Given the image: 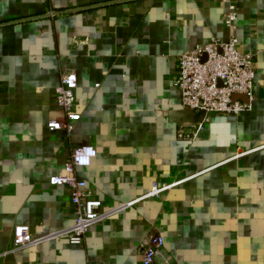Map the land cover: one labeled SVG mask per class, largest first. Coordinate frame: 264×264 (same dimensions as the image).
<instances>
[{
	"label": "crops",
	"instance_id": "1",
	"mask_svg": "<svg viewBox=\"0 0 264 264\" xmlns=\"http://www.w3.org/2000/svg\"><path fill=\"white\" fill-rule=\"evenodd\" d=\"M211 36L253 55L251 108L181 141L177 59ZM64 69L77 75L70 137L46 128L65 119L53 97ZM82 146L96 156L76 175L103 210L131 205L78 247L11 252L15 225L36 237L73 225L69 190L50 178ZM154 183L172 186L145 197ZM149 234L167 264H264V0H0V264H142Z\"/></svg>",
	"mask_w": 264,
	"mask_h": 264
},
{
	"label": "built area",
	"instance_id": "2",
	"mask_svg": "<svg viewBox=\"0 0 264 264\" xmlns=\"http://www.w3.org/2000/svg\"><path fill=\"white\" fill-rule=\"evenodd\" d=\"M236 21V6L230 4L223 14V23L227 28L234 29ZM177 63L178 73L173 84L180 93L182 109L202 114V120L198 124L179 125L176 131L178 140L193 142L199 139V134L212 117H237L251 108L255 61L252 54L238 50L234 37L223 40L211 36L205 44L196 45L182 53ZM59 80L53 97L65 119L62 122L51 120L46 128L50 132L63 130L70 137L80 119L74 94L77 75L73 70L64 69ZM234 95L244 96V100H233ZM95 156L96 150L92 146L73 148L64 164L65 175L50 178L51 185L66 186L69 190V200L75 210L73 225L43 237H36L28 226L15 225L11 252L35 248L58 239H65L71 247H78L91 227L131 205L129 203L103 210L101 201L93 196L87 183L77 177V169L89 167ZM171 186L159 187L154 183L145 197L157 196ZM163 247L161 235L149 234L140 240L136 252L141 257L142 264H154L158 260L167 264L168 258L163 254Z\"/></svg>",
	"mask_w": 264,
	"mask_h": 264
},
{
	"label": "water",
	"instance_id": "3",
	"mask_svg": "<svg viewBox=\"0 0 264 264\" xmlns=\"http://www.w3.org/2000/svg\"><path fill=\"white\" fill-rule=\"evenodd\" d=\"M237 99L244 100V96L234 95L233 100ZM173 116L177 123L198 124L202 120V114H195L190 110H181L176 112Z\"/></svg>",
	"mask_w": 264,
	"mask_h": 264
}]
</instances>
